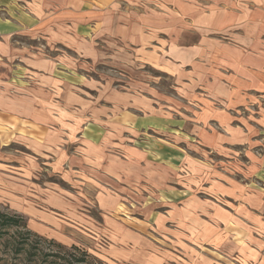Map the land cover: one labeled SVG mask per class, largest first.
<instances>
[{"label":"crops","instance_id":"crops-1","mask_svg":"<svg viewBox=\"0 0 264 264\" xmlns=\"http://www.w3.org/2000/svg\"><path fill=\"white\" fill-rule=\"evenodd\" d=\"M258 180L264 0H0V206L29 230L102 237L103 264H264Z\"/></svg>","mask_w":264,"mask_h":264},{"label":"rangeland","instance_id":"rangeland-1","mask_svg":"<svg viewBox=\"0 0 264 264\" xmlns=\"http://www.w3.org/2000/svg\"><path fill=\"white\" fill-rule=\"evenodd\" d=\"M158 78L159 91L169 99L176 97L171 88V80L161 74ZM263 182H254L255 188L264 189ZM147 200L151 201L150 198ZM91 216L97 219L95 211ZM234 231L238 237L241 236V229ZM39 236L27 228L22 215L0 206V264H103L99 258L107 244L102 237L92 235V238L85 236V239H82L78 236L76 241L81 242L80 244L63 246Z\"/></svg>","mask_w":264,"mask_h":264},{"label":"trees","instance_id":"trees-1","mask_svg":"<svg viewBox=\"0 0 264 264\" xmlns=\"http://www.w3.org/2000/svg\"><path fill=\"white\" fill-rule=\"evenodd\" d=\"M8 222H10V220L8 219Z\"/></svg>","mask_w":264,"mask_h":264}]
</instances>
